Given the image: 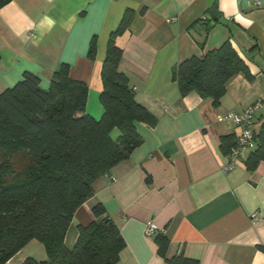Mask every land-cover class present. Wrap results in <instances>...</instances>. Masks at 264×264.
I'll return each mask as SVG.
<instances>
[{
    "label": "crops",
    "instance_id": "obj_1",
    "mask_svg": "<svg viewBox=\"0 0 264 264\" xmlns=\"http://www.w3.org/2000/svg\"><path fill=\"white\" fill-rule=\"evenodd\" d=\"M216 3L221 22L206 32L203 19ZM126 15L127 28L116 39L123 53L119 69L157 123L137 124L143 143L94 182L66 246L76 245L79 227L96 220L93 209L102 204L125 242L117 264H170L167 259L179 256L199 264H264V162L248 171L249 151L224 173L229 159L222 138L237 139L241 128L218 122L227 112L264 103V0H11L0 9V93L27 72L47 89L53 74L68 65L70 77L88 86L86 113L100 120L107 45ZM228 40L252 80L236 75L218 107L195 92L182 97L177 66ZM263 120L264 107L255 131ZM119 136L115 129L112 138ZM149 222L164 233L148 237ZM158 235L169 241L167 259L158 254ZM30 259L47 260L41 242L30 241L5 264Z\"/></svg>",
    "mask_w": 264,
    "mask_h": 264
},
{
    "label": "trees",
    "instance_id": "obj_2",
    "mask_svg": "<svg viewBox=\"0 0 264 264\" xmlns=\"http://www.w3.org/2000/svg\"><path fill=\"white\" fill-rule=\"evenodd\" d=\"M10 2L0 0V9ZM127 15L108 41L100 96L105 112L100 120L86 113L88 86L70 77L68 65L53 74L47 89L37 75L27 72L14 87L0 93V264L32 240L44 245L47 260L37 263L30 259L26 264L119 262L125 242L116 224L105 216L102 204L93 209L97 219L79 227L72 249L65 240L76 211L93 196L94 182L129 159L143 143L137 124L153 127L157 123L136 101L119 69L123 53L116 39L127 28ZM203 20L206 32L221 22L217 3ZM94 54L93 44L90 57ZM238 74L253 78L228 40L200 58L181 62L174 79L182 97L195 92L218 107L227 84ZM115 129L120 131L116 140L112 138ZM255 138L257 147L245 161L248 171L264 162V120ZM236 140L223 137L222 152L228 155ZM155 240L158 254L166 258L169 241L162 235ZM167 261L199 264L184 256Z\"/></svg>",
    "mask_w": 264,
    "mask_h": 264
},
{
    "label": "built area",
    "instance_id": "obj_3",
    "mask_svg": "<svg viewBox=\"0 0 264 264\" xmlns=\"http://www.w3.org/2000/svg\"><path fill=\"white\" fill-rule=\"evenodd\" d=\"M263 107V101H257L242 112L231 111L218 117L219 123L232 124L241 128V132L236 140V145L231 148L228 154L229 163L224 168V173L232 171L239 159H241L247 152L256 149L257 142L255 138V123L257 114ZM112 179L114 180V178ZM251 220L254 224H257L260 220L258 213H253L251 215ZM161 233L163 234L164 230L159 229L154 222L148 223L146 229L148 237H153Z\"/></svg>",
    "mask_w": 264,
    "mask_h": 264
}]
</instances>
